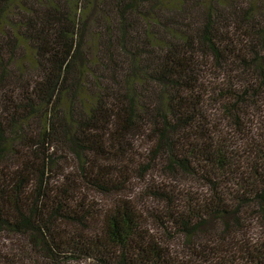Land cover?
Instances as JSON below:
<instances>
[{
  "label": "trees",
  "instance_id": "16d2710c",
  "mask_svg": "<svg viewBox=\"0 0 264 264\" xmlns=\"http://www.w3.org/2000/svg\"><path fill=\"white\" fill-rule=\"evenodd\" d=\"M0 264H264V0H0Z\"/></svg>",
  "mask_w": 264,
  "mask_h": 264
},
{
  "label": "rangeland",
  "instance_id": "374dc122",
  "mask_svg": "<svg viewBox=\"0 0 264 264\" xmlns=\"http://www.w3.org/2000/svg\"><path fill=\"white\" fill-rule=\"evenodd\" d=\"M133 190L131 191V195L130 198H131V201L133 202H139L143 197V195H140L138 196L139 192L144 189V184L143 185H139L138 187L135 186L132 188ZM105 203L109 204L110 205V201L108 199H103ZM138 206L141 205V203H136Z\"/></svg>",
  "mask_w": 264,
  "mask_h": 264
}]
</instances>
